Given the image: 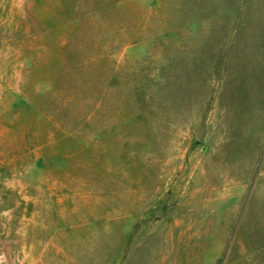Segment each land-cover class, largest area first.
<instances>
[{"label":"rangeland","instance_id":"obj_1","mask_svg":"<svg viewBox=\"0 0 264 264\" xmlns=\"http://www.w3.org/2000/svg\"><path fill=\"white\" fill-rule=\"evenodd\" d=\"M0 264H264V0H0Z\"/></svg>","mask_w":264,"mask_h":264}]
</instances>
